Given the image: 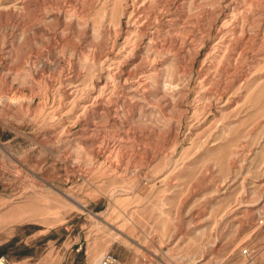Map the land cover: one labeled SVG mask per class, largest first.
Instances as JSON below:
<instances>
[{"label":"rangeland","instance_id":"rangeland-1","mask_svg":"<svg viewBox=\"0 0 264 264\" xmlns=\"http://www.w3.org/2000/svg\"><path fill=\"white\" fill-rule=\"evenodd\" d=\"M14 235L65 264H264V0H0Z\"/></svg>","mask_w":264,"mask_h":264},{"label":"crops","instance_id":"crops-1","mask_svg":"<svg viewBox=\"0 0 264 264\" xmlns=\"http://www.w3.org/2000/svg\"><path fill=\"white\" fill-rule=\"evenodd\" d=\"M65 240L66 238L63 239V241ZM58 241H61V237L48 236L46 243L47 247L42 253H39V246L37 245L38 242L32 241L31 244H27L26 247L23 248V252L10 255V253H12V247L14 249L16 245H19V243L22 242L14 235L8 239L0 241V249L3 252L0 258L5 256L9 264H65L64 259L61 256V249H57L58 247L55 245ZM72 264L90 263L85 261L82 263L74 262Z\"/></svg>","mask_w":264,"mask_h":264},{"label":"built area","instance_id":"built-area-1","mask_svg":"<svg viewBox=\"0 0 264 264\" xmlns=\"http://www.w3.org/2000/svg\"><path fill=\"white\" fill-rule=\"evenodd\" d=\"M244 253H248V250H245ZM0 264H9V262L5 256H2L0 258ZM99 264H119V260L113 254L107 253L102 257Z\"/></svg>","mask_w":264,"mask_h":264},{"label":"trees","instance_id":"trees-1","mask_svg":"<svg viewBox=\"0 0 264 264\" xmlns=\"http://www.w3.org/2000/svg\"><path fill=\"white\" fill-rule=\"evenodd\" d=\"M3 252L2 251H0V256H1V254H2Z\"/></svg>","mask_w":264,"mask_h":264}]
</instances>
